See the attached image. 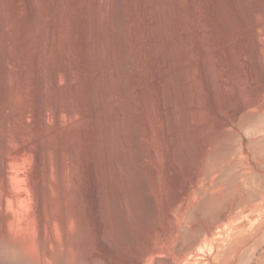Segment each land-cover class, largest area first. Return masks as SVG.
I'll return each instance as SVG.
<instances>
[{"label": "rangeland", "instance_id": "obj_1", "mask_svg": "<svg viewBox=\"0 0 264 264\" xmlns=\"http://www.w3.org/2000/svg\"><path fill=\"white\" fill-rule=\"evenodd\" d=\"M224 1L220 6L224 16L228 15L227 28L218 23L213 13L200 16L193 9L194 6L188 3L183 4L182 17L179 15L175 21L180 18L183 23H190L193 18L202 17V22H210L209 25L203 22L208 26L210 34L224 39L227 33L242 29L234 17L231 4ZM19 2L22 0H0V61L4 57L11 60L16 57L22 69L19 84L12 85L8 97L0 101V129L5 117L12 116L15 119L9 132L11 134L5 133L10 143L7 148L9 150L3 148V155L8 151L5 157H9L10 164H15L11 165L13 170L25 163L28 171L25 167L21 171L20 166L16 171L25 170V174H31L30 177L44 188L46 195L45 204L38 209L34 206L29 208L15 200H11L8 209L5 208L2 213L0 208V236L13 242L23 241L28 255L37 260V264H264V143L262 150L256 155L252 154L255 157L254 172L236 171L238 177L243 172L244 180L247 181L235 189L232 197L228 196L224 187L214 190L225 198V210L222 211L225 218L194 213L197 201L194 200L193 187L205 175L212 151V147L207 145V139L220 128H226L224 136L229 138H226V143L229 148L231 146V151L225 165L240 161L241 139L244 138L245 143L248 141L247 129L240 124L242 113L238 114L236 120L231 116V111L239 108L242 103V94L237 89L239 79L243 78L242 73H235V77L228 68V59L222 54L218 55L219 60L205 63L200 58L205 50L198 32L193 31L195 43H190L182 39L183 32L168 25L170 41L165 44L164 62L160 71L154 61L150 60L144 66L137 64V72L129 77L132 79L130 82H138L141 89L128 99L132 100L127 112L120 114V119L130 122L127 128L122 129L120 120H112L109 124V152L105 161L99 149L98 130L89 119L93 107L90 68L81 45L82 22L91 0H33L34 8L30 17L22 12L25 7L23 2ZM258 3L256 0L255 4ZM7 36L12 38V43L4 54ZM50 36L51 40H48ZM69 42L70 50L67 48ZM206 64L212 75L207 73ZM68 66L75 73L71 88L62 76ZM83 70L89 73L86 75ZM56 72L61 76L59 88L50 84ZM159 72L164 73L163 80L167 85L169 105L174 116L173 127L165 113V96L157 83ZM2 73L0 69V84L3 81ZM39 80L42 86L38 84ZM42 90L45 94H42ZM41 97V107L43 110L45 107L47 113L45 119L40 114L41 118L36 116V105ZM138 103L140 108L136 110ZM72 108L75 112L70 117L68 111ZM57 114L60 115V126L57 125ZM223 121H226L224 126ZM171 128L175 131L173 134ZM136 134H142V139L137 140ZM15 136H19V139ZM263 136L255 137L262 142ZM30 148L39 150L42 157L44 155L39 166L25 155ZM19 155H22L21 160L25 162L19 160L20 163H14ZM48 161V178L51 181L44 177ZM60 161L66 167L63 179H60L58 173ZM107 166L115 184L116 211L124 230L121 236L114 231L112 224L106 223L109 206L101 188L103 171ZM252 173L254 175L250 176ZM129 176L132 177L133 187L126 186L123 181ZM2 182L3 179H0V185ZM14 182V190L18 185L17 192L26 191L25 182ZM205 185L210 193L212 182L207 181ZM3 189L4 186L0 189L2 196ZM16 191L12 193L18 195ZM84 191L89 193V198ZM46 196H52V201L46 199ZM15 202L19 204L18 210L13 204ZM31 208L36 211H31ZM7 210H11V213ZM29 212L34 214L30 215ZM35 214L36 219L32 216ZM51 214L55 216L54 219ZM23 216H26V221ZM31 219H35V222ZM27 220L30 224H26L29 225L28 231L27 226L24 227ZM36 220L42 221V232L35 231ZM22 221H25L24 225ZM187 229H193L191 234L195 235L196 230L198 233L196 236L192 234L194 237L190 235L193 240L183 243ZM19 230L22 233H18ZM41 240L45 246L39 244ZM169 258L172 263H167Z\"/></svg>", "mask_w": 264, "mask_h": 264}, {"label": "bare ground", "instance_id": "obj_2", "mask_svg": "<svg viewBox=\"0 0 264 264\" xmlns=\"http://www.w3.org/2000/svg\"><path fill=\"white\" fill-rule=\"evenodd\" d=\"M223 1L224 0H91V2H89L90 3L89 7H87V9L83 8L87 11V15H86L85 20H83L84 23L82 22L84 26H83V34H81L83 35L82 37L83 41L81 45L84 47L85 54L87 57L88 65L87 64L86 65L89 66L90 68L89 77L91 80V92L93 96L92 97L93 104H91L93 105V107L91 106L92 112H90L91 118L89 119H91V123L93 122V125L96 126L98 130L97 136H98V140L100 143L99 149L105 161H106V158L109 152L108 151L109 124L112 122V120L116 122L120 120V122L122 123L121 127L123 130H125V127L128 126L127 124H129L130 122L124 118L120 119L121 117L120 114L122 112H127L126 110L129 109V106H131L130 104L132 100L131 99L129 101L128 99L130 97H133L137 93H139L140 92L139 90L141 89V85L135 81L130 82L132 79L130 80L129 77L133 76L135 72H137L136 71L137 64L139 66H144L150 60L154 61V63L156 64V66L159 68V71H160L161 64L164 62L163 53L165 49V44H168L170 41L169 40L170 35L167 32L168 27H169L168 25H171L175 30L177 29L178 31L183 32L184 35H182L183 33L181 34V36H183L182 39L190 43L192 42L195 43V40L193 41V36H192L193 31L198 32L199 35L196 34V36L197 35L199 36L200 43L202 44L205 50V54L203 56L201 55L200 58H203L205 63L206 62L209 63L211 60H216V59L219 60L218 55L222 54L225 56L226 59H228V61L226 60L227 62H229L228 68L231 70L232 73H234V76H235V73L238 75L239 73H242L243 78L241 80L238 78L239 81L237 83L238 84L237 89L242 94V103L239 108L231 111V116H232V119L234 120H236L239 113H242V116L240 118V124L242 125L243 128L247 129L246 130L247 137H248L247 143H245L244 138L240 137L242 138L241 148L239 147L240 149H242L241 151L242 155L240 156V161L236 164L235 163L233 164L227 163V165H225L226 163L224 164L227 156L230 157L228 154L231 151L230 150L231 146L229 148V146L226 143V138L228 137L224 136V132L226 128H220V130L217 133L211 135V137L207 139V145L212 147V151L210 152V156H209V161L206 166L207 171L205 175L203 176V178L201 179V182H199L198 184H195L193 187L194 188V192H193L194 200L197 201V204L194 207V213H199L202 215H212L216 218H225V214L222 213V211L225 210L223 206V203H224L223 201L225 198L223 199L222 196L216 194V191L214 190H216L218 187L220 189L224 187L226 193L229 194L228 196L232 197V195H234L235 193L234 191H236L235 189L239 186H242L243 183L245 184V180H246V179L244 180V177H243L244 175H242L244 174L243 172L242 174L240 173V175H242L243 177L242 178L240 175L239 177L236 175V171L244 170V171H247V173H251V171L254 172L253 170L255 168V164H254L255 157L252 156V154L256 155L257 152L262 150L264 146L263 145L264 136H263V139L260 138L262 142L257 140L256 139L257 137H255L258 135H261V136L264 135V0H258L259 3L257 5L255 4L256 0H227V2H229L228 5L231 4L232 6L231 8L233 10V13L235 14L234 17L238 19L236 21H239V24L242 26V29L241 31H238V32L236 31V32L227 33L224 39L216 38L213 34H210L208 26L204 24L207 21L204 20L205 22L203 21L204 22L203 23L201 20L202 17L201 18L195 17L192 19L190 23L185 22L186 24L183 23L180 18L177 21H175V19L176 17L178 18L179 15L180 16L182 15L181 7L184 6L183 4L188 3L194 6L193 9L200 16L207 14V13H213L215 17L217 18L218 23L223 25L224 27L225 25H227L226 16L228 15L224 16V13L221 12L222 8L220 4L222 5ZM22 2L25 7V11L22 10V12H24L25 16L30 17L32 15V11L34 8L33 0H22ZM22 2H19V3H22ZM192 6H190L191 9H192ZM227 11L229 13L230 8H228ZM184 15L186 14H183V16ZM230 17L231 16H229V19ZM233 21H235V19H233ZM209 23L207 22L208 25ZM236 23L238 24V22ZM235 29H233V31H235ZM52 35H54V33ZM50 38L51 36L48 38V40ZM68 40L70 39L68 38ZM70 42L68 43V47L66 46L68 49L71 47L72 42L71 43ZM11 43H12V38L7 36L5 40L4 54L6 53L7 47L10 46ZM70 52L72 53V51ZM67 53H68L67 55L69 56L68 51ZM86 65L85 67H87ZM164 66L165 65H163V67ZM182 66H183V63H182ZM70 67L69 66L66 67L67 69L65 70L64 75H62L63 78L65 77L64 78L65 80L64 79L63 80L66 82V85L69 86V88L73 86L74 79H75L74 78L75 73L73 72V69H71L72 67L71 68ZM185 67H188V64H185ZM0 69L3 72L2 73L3 81L1 83L2 85L0 84V101L2 100L4 101L5 98L8 97V95L10 94L9 92H10L11 86L19 84L21 80L22 69L20 68L16 57L15 59L12 58V60L9 57H4V59L0 61ZM206 69H207V73L209 75H212L211 72L209 71L208 66ZM87 72L88 71L85 72L86 75H87ZM60 77H61L60 73L56 72L53 78L50 80V84H52V86L59 88L58 86L60 84L59 83ZM163 79H164V73L162 74L159 72L157 83L160 85V88L165 96L164 103H165V108L167 110V112L165 113H167L168 119L170 121L169 124H171L170 126L173 127L174 126L173 111L170 109V105H169L170 101H169V96H168V91H167V85ZM41 82H42L41 80H39L38 82L40 86H42L40 84ZM42 84L45 85L46 83H42ZM42 94H45L44 91L42 92ZM41 106H43L42 97L40 98L38 104L36 105V109H37L36 116L39 117L41 115L43 119H45L47 116L46 115L47 113L44 110L46 108L44 107V110H43V107ZM135 107L137 108L136 110H138L140 108V104L138 103V105H136ZM74 112L75 110L72 108L68 111V115L72 117L74 115ZM114 113H116V116ZM56 119H57V125L60 126L61 122H60L59 114H57ZM14 122H15L14 117L7 116L3 119L1 123V129H0V179H3V182L1 185L4 186V189H3L4 192L1 190V193L3 192L4 194L3 196L2 194L0 195L2 198L0 199L1 213H2V210H4L5 208L9 206V203L11 202V200H13V202L15 200L16 202H19L21 204H26L29 208L30 206L31 207L34 206L35 209L40 208L42 204L45 202L44 200H45L46 193H45L44 188L43 187L41 188L36 182L33 181L34 178L30 177L31 174L28 175L29 174L28 172L25 174L24 173L25 170L21 172L23 170L22 168L26 166L25 163L22 164L24 166H21V164H19L20 163L19 160L21 162H25L21 160L22 159L21 156L23 154L21 156L19 155L21 158H19L18 156L17 160H15L14 162V163H16V161L19 162L18 164L21 168V171H16L19 169V166H17L18 164L16 165L18 169L16 168L15 170H13L11 168V165L15 166V164H10L11 161L9 162L8 160L9 157L8 158L5 157L8 154V151L7 152L5 151L6 152L5 156L3 155V148H6V150H9L7 148H9L10 138L8 137L7 134H11L9 132L12 126L14 125ZM222 124L224 126L226 124V121H223ZM174 132L175 131H173V129L171 128V133L173 134ZM5 133H7L6 134L7 136H5ZM141 135H137V137L135 136V138H138L137 140H141L142 139ZM15 137L19 139V136H15ZM172 139L173 141H175V136H173ZM34 150L35 149L33 150L31 149L29 151L27 150L26 152L27 154L25 155H27V157L32 159V160L29 159L31 162L33 161L34 164L38 165L43 161L42 159L45 157L44 155L42 157V154L39 150L38 151H34ZM137 151H140V149ZM237 152L240 153L239 151ZM262 152L264 153V151ZM139 155H140V152H139ZM139 155L137 154L138 157H140ZM30 161L28 162L31 163ZM49 162L50 161H48L47 163L44 162L46 163L45 164L46 175H44V177H47V178L49 177V174H50ZM30 166L28 168H31ZM25 169L26 171L29 170V169L27 170L26 167ZM33 169H34V166H33ZM58 170H59L58 173L60 174V177H61L60 179H63L64 178L63 176L66 172L65 171L66 167H64V164L62 161H60ZM39 175H42V174H39ZM253 175L254 174L252 173V175L250 176H253ZM42 178H43V175H42ZM15 180H18L23 183L25 182L26 189L25 188L24 189L26 191L21 192V193L17 192L18 190L16 191V188L18 187V185H16V188L14 190L13 187L15 185L14 184ZM102 180H103V185H102L101 191L105 195L106 204H108L109 206V211L107 213L108 220H106V223L112 224L114 226V231L118 235L121 236L124 233V230L122 229V224L120 223V220L118 218V214L116 211V203H115V197H114L115 184L112 180V176H111L110 169L108 168V166L103 171ZM64 181H62L63 184H64ZM123 181L125 182L126 186L133 187L132 177L130 176L125 177ZM207 181L212 182V188H211L212 190L210 193H208V189L205 185ZM60 184L62 183L60 182ZM1 185L0 187L2 188ZM51 186H52V183H51ZM12 191H16L18 195H16L15 192H14L15 194L14 195ZM46 192H48V190ZM84 194L87 198H89V193L87 191H84ZM48 195L50 194L48 193ZM48 197L46 199L48 200L51 199L52 201V196L51 198H48ZM51 201L49 202L52 203ZM16 202L13 204L16 205V209H17V205L19 204L18 203L16 204ZM18 208H20L21 210L23 209L22 207H18ZM51 209L52 208H50V210ZM10 211L11 210L9 211L7 210V212H10ZM20 211H17V212H20ZM31 211L35 212L36 210L34 211V209L32 210L31 208ZM12 214L14 216V213ZM18 214L20 216V213ZM29 214H26V215H29ZM31 214H34V213H31ZM39 214L40 213H38V215ZM32 216H34L35 218L36 214ZM52 216L54 219L55 216L54 215ZM52 216H51V219H52ZM21 218H22V213H21ZM24 219L26 221V216ZM27 219L29 220V218ZM34 220L32 221L35 222ZM25 221L24 222L22 221L23 224L22 223L21 224L24 225ZM36 221H37L36 222L37 224L35 223L36 227L34 228L35 229L37 228V229L35 231L38 230L39 232H42L44 230V225L42 224V221L41 222L38 220ZM53 222L54 221H52L51 223ZM21 224H18V225L21 226ZM26 224H29V221L28 223H25L24 225V227L27 226L26 228L28 231V226L30 224L29 225H26ZM24 230L26 231V229ZM47 230H48V227H47ZM19 231L20 232L18 233H22V230H19ZM191 232H193V229L192 231H189L188 229L186 230V233L183 235V239H182L183 243H188L187 241L189 239L193 240L192 237L197 235L196 232L198 233V231L196 230L195 235L194 233H192L194 235L193 236ZM33 234H35L34 231H33ZM190 235H192V237H190ZM22 242L20 243L13 242L5 236H0V264H37L36 263L37 260L35 261L30 255H28L25 249L26 248L25 244L23 246ZM39 244H42V246H45L42 240H41V243ZM169 260L170 258L168 259V262L166 260L165 261L167 263H172V260L170 261Z\"/></svg>", "mask_w": 264, "mask_h": 264}]
</instances>
